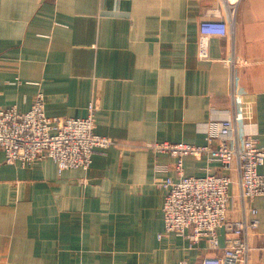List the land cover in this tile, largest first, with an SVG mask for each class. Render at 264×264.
<instances>
[{
    "label": "crops",
    "instance_id": "0c3cea01",
    "mask_svg": "<svg viewBox=\"0 0 264 264\" xmlns=\"http://www.w3.org/2000/svg\"><path fill=\"white\" fill-rule=\"evenodd\" d=\"M232 22L200 56L199 25ZM232 55L247 61L233 79ZM38 93L50 117L83 118L114 144L87 170L58 174L51 159L6 163L0 151V264H200L221 250L163 232L156 142L202 145L206 125L235 118L264 147V0H0V108L29 110ZM187 157L184 173H221ZM264 172V168H261ZM230 219L257 209L244 264H264V197L242 201L229 172ZM220 248L225 244L219 230Z\"/></svg>",
    "mask_w": 264,
    "mask_h": 264
},
{
    "label": "built area",
    "instance_id": "2783aa9c",
    "mask_svg": "<svg viewBox=\"0 0 264 264\" xmlns=\"http://www.w3.org/2000/svg\"><path fill=\"white\" fill-rule=\"evenodd\" d=\"M232 22L204 20L199 25L200 56L205 57L211 37H226L234 34ZM227 62L232 71V97L236 95L233 79L237 67L247 61L234 55ZM97 102L87 106L86 116L50 117L44 111V96L38 93L31 108L25 112L15 107L0 108V151L6 163L29 166L43 159H51L58 174L65 170H87L93 154L108 149L114 144L110 138L95 131ZM206 141L202 145L183 142H156L149 149L156 154H165L174 159L172 167L156 163L154 172L166 174L170 170L175 178L165 177L160 186L165 191L161 207L163 232L187 239L189 247L205 241L208 249L221 250L214 257L202 258L200 264H244L250 247V238L260 225L255 208L249 217L232 220L228 217L232 178L238 174L239 195L242 201L264 197V147L247 136H239L233 116L211 120L206 125ZM187 157L219 163L221 173L192 176L184 173ZM223 229L225 244L220 248L219 230ZM264 248V242L262 243ZM180 264H186L180 262Z\"/></svg>",
    "mask_w": 264,
    "mask_h": 264
}]
</instances>
